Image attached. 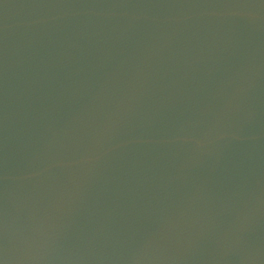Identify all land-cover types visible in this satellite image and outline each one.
I'll use <instances>...</instances> for the list:
<instances>
[{"label": "water", "instance_id": "95a60500", "mask_svg": "<svg viewBox=\"0 0 264 264\" xmlns=\"http://www.w3.org/2000/svg\"><path fill=\"white\" fill-rule=\"evenodd\" d=\"M0 264H264V0H0Z\"/></svg>", "mask_w": 264, "mask_h": 264}]
</instances>
